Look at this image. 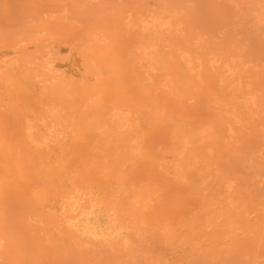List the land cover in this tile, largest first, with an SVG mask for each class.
I'll return each instance as SVG.
<instances>
[{
  "label": "rangeland",
  "instance_id": "374dc122",
  "mask_svg": "<svg viewBox=\"0 0 264 264\" xmlns=\"http://www.w3.org/2000/svg\"><path fill=\"white\" fill-rule=\"evenodd\" d=\"M2 2L0 264H264V0Z\"/></svg>",
  "mask_w": 264,
  "mask_h": 264
},
{
  "label": "crops",
  "instance_id": "0c3cea01",
  "mask_svg": "<svg viewBox=\"0 0 264 264\" xmlns=\"http://www.w3.org/2000/svg\"><path fill=\"white\" fill-rule=\"evenodd\" d=\"M2 6H3V2L2 0H0V9L2 8ZM12 23L13 21L10 19H7L3 22L1 21L0 30L6 29L7 26ZM29 40L30 37L29 34L27 33L16 32L14 34L12 33L6 34L1 30L0 31V66L5 67L7 71H13L14 70L13 66L15 64V61H17L19 57L28 56L30 54L31 50L28 43L25 44L20 43Z\"/></svg>",
  "mask_w": 264,
  "mask_h": 264
},
{
  "label": "bare ground",
  "instance_id": "6f19581e",
  "mask_svg": "<svg viewBox=\"0 0 264 264\" xmlns=\"http://www.w3.org/2000/svg\"><path fill=\"white\" fill-rule=\"evenodd\" d=\"M10 1V0H9ZM23 12H24V10H22V9H20V13H22L23 14ZM10 15V13H5L4 15H2L1 17H6V16H9ZM136 70L135 69H128L127 70V68H124L123 69V72H121L120 73V78L122 79V78H124L125 76H126V74L128 73H130V74H132L133 72H135ZM156 116H158V114H156V113H154V117H156ZM159 116H160V114H159ZM20 166V165H19ZM27 167V166H26ZM3 195V194H2ZM3 197V196H2ZM29 220L25 217V216H19V218H18V223L20 224V226L21 227H26V225H27V222H28ZM25 229V228H24ZM19 238H17V236L16 237H14L13 238V242H14V239L16 238L17 240H19V244H20V246H22V247H24V246H28V243H31V241H32V239H34L35 238V235L34 236H32L31 235V233H29V232H26V233H23L22 235H19L18 236ZM40 239V238H39ZM54 243V242H53ZM51 244V243H50ZM55 244V243H54ZM151 245V244H150ZM52 246V245H51ZM57 246V245H56ZM152 246V245H151ZM150 246V247H151ZM53 247V246H52ZM54 247H55V245H54ZM57 248V247H56ZM55 248V249H56ZM150 250V249H149ZM152 250V249H151ZM147 251V253H148V256L146 255L147 253H145V251H140L141 252V254H139V255H137V256H135L134 258H133V261H131L128 257V259L130 260V262H129V260L127 261V259H125V261L126 262H121L122 264H140L141 262H145V260H149V259H155V258H159V257H155V255L153 254V250L152 251ZM154 250H156V249H154ZM52 252H53V250L50 252V254H51V256H52ZM158 252V251H157ZM45 253H47V252H45ZM50 254L48 255V256H50ZM21 255V254H20ZM44 255H46V254H44ZM154 255V256H153ZM50 256V257H51ZM40 257V256H39ZM49 257V258H50ZM46 258V257H45ZM136 258V259H135ZM156 260V259H155ZM121 261V260H120ZM124 261V260H123ZM151 262V261H150ZM62 264H66V262L65 263H62ZM120 264V263H119Z\"/></svg>",
  "mask_w": 264,
  "mask_h": 264
}]
</instances>
